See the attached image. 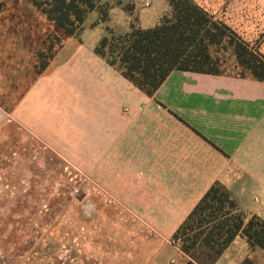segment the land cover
I'll return each mask as SVG.
<instances>
[{
    "label": "rangeland",
    "instance_id": "1",
    "mask_svg": "<svg viewBox=\"0 0 264 264\" xmlns=\"http://www.w3.org/2000/svg\"><path fill=\"white\" fill-rule=\"evenodd\" d=\"M110 1L106 23L95 11L67 37L26 1L0 0V264H190L172 241L182 215L158 213L176 201L162 209L145 191L103 192L97 151L84 149L97 121L81 111V75L66 53L56 63L70 38L68 54L107 28L124 34L139 18L153 27L146 18L172 12L168 0ZM197 2L264 54V0ZM40 55L48 66L38 75Z\"/></svg>",
    "mask_w": 264,
    "mask_h": 264
},
{
    "label": "crops",
    "instance_id": "2",
    "mask_svg": "<svg viewBox=\"0 0 264 264\" xmlns=\"http://www.w3.org/2000/svg\"><path fill=\"white\" fill-rule=\"evenodd\" d=\"M161 19L146 18V24ZM143 22L139 18L142 28H151ZM71 43L70 38L56 63L66 53V66L71 59V71L81 75V111L97 121L85 133L84 149L97 151L104 193L130 199L145 191L162 209L176 201L174 211L158 213L182 215L183 222L218 181L248 217H264V82L173 71L149 97L97 56L96 45L83 40L68 54ZM76 52L82 53L79 59ZM50 120L52 125L59 118ZM247 257L264 264V251L251 249L239 235L216 264Z\"/></svg>",
    "mask_w": 264,
    "mask_h": 264
},
{
    "label": "trees",
    "instance_id": "3",
    "mask_svg": "<svg viewBox=\"0 0 264 264\" xmlns=\"http://www.w3.org/2000/svg\"><path fill=\"white\" fill-rule=\"evenodd\" d=\"M67 37L76 36L97 11L109 20L110 0H24ZM172 12L151 28L131 24L116 34L107 28L95 54L143 93L153 97L173 71L264 82V54L197 0H168ZM59 40V38H58ZM54 44L52 42L51 46ZM37 66L44 72L48 62ZM242 235L251 249L264 251V217H250L220 182L203 195L172 236L190 264H216ZM239 264H258L247 257Z\"/></svg>",
    "mask_w": 264,
    "mask_h": 264
},
{
    "label": "built area",
    "instance_id": "4",
    "mask_svg": "<svg viewBox=\"0 0 264 264\" xmlns=\"http://www.w3.org/2000/svg\"><path fill=\"white\" fill-rule=\"evenodd\" d=\"M146 5H147V6H149V5H150V3H148V2H147V4H146Z\"/></svg>",
    "mask_w": 264,
    "mask_h": 264
}]
</instances>
